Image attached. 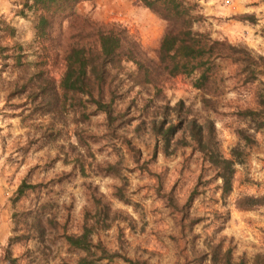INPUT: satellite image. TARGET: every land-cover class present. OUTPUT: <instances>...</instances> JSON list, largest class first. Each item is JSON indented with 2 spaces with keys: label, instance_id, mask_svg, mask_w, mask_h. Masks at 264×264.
I'll return each mask as SVG.
<instances>
[{
  "label": "rangeland",
  "instance_id": "rangeland-1",
  "mask_svg": "<svg viewBox=\"0 0 264 264\" xmlns=\"http://www.w3.org/2000/svg\"><path fill=\"white\" fill-rule=\"evenodd\" d=\"M195 2L201 18L193 29L246 49L254 78L245 63L227 60L214 63L199 89L198 73L161 77L157 89L121 76L109 125L92 105L77 107L87 97L55 105L50 94L30 96L42 84L28 81L33 74L43 72L40 79L58 86L64 63L52 49L39 64L43 45L35 43L30 14L19 15L21 0L0 4V264H10L8 256L15 264H75L85 252L66 237L80 235L88 219L95 223L93 244L113 254L98 264H215L204 258L218 247L221 255L232 249L234 264L241 258L264 264V107L257 105L264 95V0ZM76 11L121 25L155 57L166 23L138 0H89ZM180 101L190 118L213 122L224 157L233 148L243 152L230 194L222 196L220 180L199 152L174 145L166 155L153 134L152 120ZM244 110L260 111L256 124L240 115Z\"/></svg>",
  "mask_w": 264,
  "mask_h": 264
},
{
  "label": "trees",
  "instance_id": "trees-1",
  "mask_svg": "<svg viewBox=\"0 0 264 264\" xmlns=\"http://www.w3.org/2000/svg\"><path fill=\"white\" fill-rule=\"evenodd\" d=\"M89 0H21L22 10L19 15L26 17L29 13L34 23V40L42 46L44 54L39 57L41 63L47 62L52 49H56L62 62L64 71L58 86L45 76L43 72H36L28 80L33 84L34 78L42 84L35 85L29 90L31 97L36 99L39 95H52V104L65 105L68 99L75 101L77 97H87L84 104L78 106L85 109V104L92 105L97 112L105 114L107 124L112 123L113 104L115 101V84L121 81L120 77H127L134 86L151 84L157 89V82L161 77L190 76L198 73L194 87L202 88L207 82V76L214 63L218 60L230 61L232 64L245 63L244 71L254 78V59L246 49L229 44L224 40H214L206 32L193 29V25L201 18L198 14V5L195 0H138L143 7L152 12L166 25L155 57L149 59L140 42L119 24L102 23L77 13V6ZM247 19H252L247 16ZM47 44V46L45 45ZM21 50V47H17ZM241 53L243 58L238 55ZM56 57L58 54L55 55ZM16 54V59H22ZM246 57V58H245ZM11 58V57H10ZM259 60L264 61L263 58ZM131 65L134 70H127ZM249 76V77H250ZM126 80V78H124ZM246 78L244 81H249ZM24 87V86H23ZM77 101V100H76ZM257 105L264 107V95L257 96ZM44 108L49 111L48 104ZM163 114L151 122L153 134L163 143L165 154L174 145L189 146L200 153L204 162L214 170L215 177L220 180L219 189L222 196L232 191V181L235 174V165L241 164L243 152L238 148L230 151V157L222 155L219 144L215 138V128L211 121L199 123L190 118L189 109L180 101L175 106L163 108ZM260 111L244 110L240 115L256 124V117ZM85 114L82 113V116ZM262 123L255 128H261ZM237 136L243 142L249 137L244 131L238 130ZM154 148L153 156H156ZM18 193H23V186ZM196 191H192L185 206L190 205ZM255 202L256 198H248ZM176 209V206H173ZM185 210L181 209L183 214ZM107 216L106 212H102ZM101 212L97 214L100 216ZM98 220V219H97ZM95 223L90 224L88 219L80 235L67 236L69 246L82 250L85 256L75 264H98L110 261L113 254H109L100 243L94 245L92 234ZM98 250L99 256L92 252ZM217 264H234L231 248L221 255V249L216 248L205 256V260ZM92 260H88V258ZM10 264L15 259L7 257ZM129 264H139L128 260ZM237 264H245L243 258Z\"/></svg>",
  "mask_w": 264,
  "mask_h": 264
},
{
  "label": "crops",
  "instance_id": "crops-1",
  "mask_svg": "<svg viewBox=\"0 0 264 264\" xmlns=\"http://www.w3.org/2000/svg\"><path fill=\"white\" fill-rule=\"evenodd\" d=\"M0 4L1 6H3V8H5L6 5L8 4V0H0ZM2 11H5V10H2Z\"/></svg>",
  "mask_w": 264,
  "mask_h": 264
}]
</instances>
